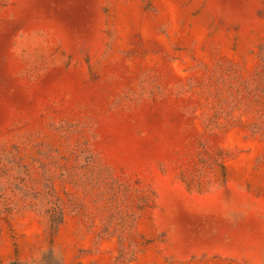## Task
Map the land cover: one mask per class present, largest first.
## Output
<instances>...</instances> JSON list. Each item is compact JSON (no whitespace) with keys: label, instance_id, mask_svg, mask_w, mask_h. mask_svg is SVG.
Listing matches in <instances>:
<instances>
[{"label":"rangeland","instance_id":"obj_1","mask_svg":"<svg viewBox=\"0 0 264 264\" xmlns=\"http://www.w3.org/2000/svg\"><path fill=\"white\" fill-rule=\"evenodd\" d=\"M0 264H264V0H0Z\"/></svg>","mask_w":264,"mask_h":264}]
</instances>
